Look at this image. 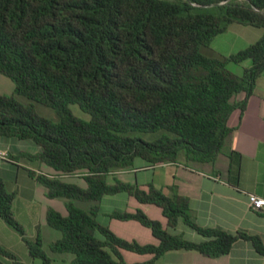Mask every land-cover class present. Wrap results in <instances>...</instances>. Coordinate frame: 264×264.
I'll list each match as a JSON object with an SVG mask.
<instances>
[{"label":"trees","instance_id":"trees-1","mask_svg":"<svg viewBox=\"0 0 264 264\" xmlns=\"http://www.w3.org/2000/svg\"><path fill=\"white\" fill-rule=\"evenodd\" d=\"M232 23L264 29V0H0V73L14 81L15 93L53 107L60 117L51 120L33 103L0 92V136L39 145V152L21 151L17 158L52 167L54 174L27 170L49 197L69 199L66 215L47 211L48 224L62 232L51 252L72 253L70 264H154L167 252L218 257L247 238L264 254L257 236L200 226L189 197L168 194L153 182L143 189L116 175L180 156L217 160L232 131L230 116L245 112L264 73V33L230 56L201 51ZM246 61L250 66L241 74L228 67ZM240 93L245 97L238 101ZM71 104L90 119L75 115ZM158 132L152 141L136 134ZM65 176H82L86 186ZM6 185L0 176V217L23 232L13 211L16 194ZM117 193L162 208L167 224L141 208L99 204ZM75 200L92 204L83 208ZM113 218L139 221L158 243L119 236L110 227ZM187 228L197 238L185 236ZM28 249L31 257L54 264L40 235ZM124 250L152 257L128 263ZM0 251L10 254L1 244Z\"/></svg>","mask_w":264,"mask_h":264},{"label":"crops","instance_id":"crops-1","mask_svg":"<svg viewBox=\"0 0 264 264\" xmlns=\"http://www.w3.org/2000/svg\"><path fill=\"white\" fill-rule=\"evenodd\" d=\"M244 97V93H240L237 100ZM228 124L232 131L226 136L222 151L214 163L185 160L143 168L139 171L161 169H157L152 177L147 176L134 182L121 179L134 170L118 172L116 175L123 181L137 183L143 189H148L149 183L153 182L168 194L187 196L190 198L191 214L200 226L244 232L259 237L264 244V209L253 210L248 205L249 194L264 197V73L257 80L245 112L241 115L239 109L235 110ZM13 142L0 140V149H5L2 146L8 148ZM19 150L24 151L21 148ZM16 156L13 154V159ZM21 159L17 158L12 162L17 166L16 173H19L18 165H24ZM6 166L5 161H0L1 177L3 171L15 172ZM113 178L114 176L110 177V182H114ZM5 181L7 184L6 179ZM34 196L35 193H30L29 199ZM99 204L109 209L124 208L128 211L141 208L151 218L167 224L162 208L155 204L140 203L135 197L123 193L107 195ZM110 227L126 239L140 243H158L151 229L137 220L113 218ZM5 228L0 221V243L8 251L15 241L19 242V237L12 232H8L9 235L6 233L5 237ZM183 232L187 237L197 238L192 229L187 228ZM25 253L27 256L28 251ZM123 255L128 263L143 262L152 257L151 254H138L128 250H124ZM16 261L21 262L18 259ZM60 261L64 260L58 258V262ZM154 264H264V254L257 250L250 239L239 238L228 253L218 257L193 251L167 252Z\"/></svg>","mask_w":264,"mask_h":264},{"label":"rangeland","instance_id":"rangeland-1","mask_svg":"<svg viewBox=\"0 0 264 264\" xmlns=\"http://www.w3.org/2000/svg\"><path fill=\"white\" fill-rule=\"evenodd\" d=\"M263 31L264 29L261 27H255L241 23H232L225 32L216 36L210 45L203 46L201 51L204 54L221 58L230 56L242 50L252 42L259 40L263 34ZM247 66H250V61L240 64L233 62L228 64L229 69L237 74H241L244 70V67ZM0 92L7 95L15 94L16 98L24 104L33 103L40 114L51 120L58 121L60 118L57 111L53 107L38 101L30 100L24 95L15 93L14 81L2 73H0ZM70 108L78 117L85 120L90 119V114L84 111L78 104H71ZM136 134L145 140L152 141L155 140L157 136L161 134V132ZM2 139L15 142L9 145L8 148L6 146L1 147L9 150V156L13 161H15L17 156L20 154V148L30 153L38 152L39 148L41 149L39 145L30 139H18L0 136V140ZM13 154L17 155L16 159H13ZM0 161L5 160L0 159ZM21 161L24 165H18L19 173H16L17 166L12 164L10 161H5L7 165L6 168L9 167L15 172L9 173L8 171H3V173H1V175L7 180L6 186L8 190L15 192L16 194L13 203V211L15 218L23 227V232L11 227L2 218H0L1 223H3V225L6 227L5 229L7 230L4 231L5 237L6 233L8 234V232H12L16 237H19V242L15 241L14 245L9 248L8 252L10 254L0 251V264H18L16 261L17 259L26 264H44L40 258H33L29 254L28 242H36L38 235H40L42 238L43 248L54 258V264H70L69 261L73 258L72 253L51 252L50 244L60 238L62 232L59 229L50 226L47 222V211L50 208L59 210L65 215L67 214L66 203L69 201V199L65 197H49L46 187L35 177L31 176L27 170H34L36 173L41 172L46 174H54L55 171L52 167L32 159H21ZM179 161L185 162V159L180 156ZM190 164L194 163L190 162ZM157 169L134 171L130 174L122 176L123 178H120H125L133 182L135 180L141 181L144 177H152ZM63 178L64 180L75 182L81 186H86V182L82 176H65ZM30 193H35V196L32 197V199H29ZM75 202L78 206L83 208H89V206L92 204V202L83 200H75ZM103 208L107 209L108 207L103 205ZM25 251H28L27 256ZM58 258H62L64 261L58 262Z\"/></svg>","mask_w":264,"mask_h":264},{"label":"built area","instance_id":"built-area-1","mask_svg":"<svg viewBox=\"0 0 264 264\" xmlns=\"http://www.w3.org/2000/svg\"><path fill=\"white\" fill-rule=\"evenodd\" d=\"M0 159L13 162V160L9 156V150L8 149H0ZM248 205H249L250 209L262 210V209H264V197H261L257 194H254V193H251V194H249Z\"/></svg>","mask_w":264,"mask_h":264}]
</instances>
